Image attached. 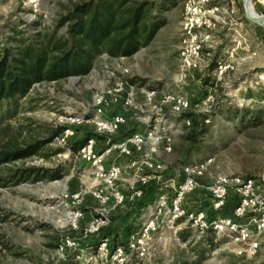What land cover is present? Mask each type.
<instances>
[{"label": "rangeland", "instance_id": "1", "mask_svg": "<svg viewBox=\"0 0 264 264\" xmlns=\"http://www.w3.org/2000/svg\"><path fill=\"white\" fill-rule=\"evenodd\" d=\"M84 1L0 0V49H15L21 37L65 35L67 27H58L62 15ZM148 1L164 23L145 48L130 58L103 55L89 74L37 84L21 102L26 111L11 122L18 143L47 140L51 130L65 127L45 146L48 158L25 163L60 179L0 190V264H132L136 258L144 264H264V230L252 221L259 207L236 211L243 181L255 180L248 194L260 196L264 121L237 134L222 119L234 107L264 111V27L246 20L243 0H205L190 14L183 0ZM252 7L264 14L262 6ZM221 64L233 69L219 75ZM181 97L190 105L179 114L174 105ZM117 117L121 123L112 132ZM197 132L193 143L188 136ZM82 140L93 141L92 155L77 150ZM208 159L176 215L172 205L185 167ZM100 167L119 173L99 176ZM218 185L225 187L221 199ZM218 221L222 227L215 229ZM227 222L248 230L246 243H232ZM118 241L129 252L109 258L108 244Z\"/></svg>", "mask_w": 264, "mask_h": 264}, {"label": "trees", "instance_id": "2", "mask_svg": "<svg viewBox=\"0 0 264 264\" xmlns=\"http://www.w3.org/2000/svg\"><path fill=\"white\" fill-rule=\"evenodd\" d=\"M154 8V3L148 0L84 1L62 15L58 27H67L65 35L39 34L36 40L21 37L15 49H0V190L60 179L52 170L25 163L36 157L48 158L45 146L64 134L65 127L51 130L47 140L22 144L18 143L17 134H11V122L26 111L21 102L29 97L35 85L87 75L103 55L111 59L133 57L155 38L164 23L157 22ZM200 134H192L188 139L198 143ZM77 144V150L81 151L86 140ZM108 246L109 258L119 248L129 252L123 241ZM215 248L213 245L211 250ZM132 264L144 263L136 258Z\"/></svg>", "mask_w": 264, "mask_h": 264}, {"label": "built area", "instance_id": "3", "mask_svg": "<svg viewBox=\"0 0 264 264\" xmlns=\"http://www.w3.org/2000/svg\"><path fill=\"white\" fill-rule=\"evenodd\" d=\"M204 3L205 0H183V3L185 5V11L186 13L190 14V13H195L197 8H196V3ZM252 6L253 5H257V6H262L264 8V0H252ZM262 16H264V14H262ZM261 16V17H262ZM209 26V25H208ZM201 24L197 25V28H200ZM187 66L190 69H197L198 64L194 61H189L187 60ZM230 69H233V67L231 66H226L225 64H221L218 68V72L219 75H223L224 73H226L227 71H229ZM176 105H174V111L176 113H179L181 111L187 110L189 109V102L187 100H185L183 97H181L180 99H178L175 103ZM121 123V120L119 117L115 118V121L109 126V130L110 131H114L116 129V127H118V125ZM206 123H209L208 120H206ZM191 120H187V125L191 126ZM143 138V137H142ZM133 139L135 140V142L137 143H142V139L140 137V135H134ZM132 139H128L127 143L131 142ZM92 143L93 141L89 142V144L85 145L83 147V149L87 152H89V155L93 154V148H92ZM167 150H171L170 147L167 148ZM212 163L211 159H208L207 161H200L197 164H189L188 166L185 167V173H186V180L178 186V188L176 189V198L173 201V213H175L176 215L178 213H180V205L182 204V202L185 199V195L194 191L197 187V183H196V178H199L201 175H203L207 169L209 168V165ZM119 173V168H113L110 170H106L105 167H100V169L97 170V174L100 175H106L108 177H117ZM239 181V180H238ZM241 182V181H239ZM255 180H246L243 181L242 183H240V193L243 192V196L244 199L241 201V203L239 204V206L237 207L236 211L240 214H244L248 209L250 208H258L260 210V213L258 216H256L252 221L254 222V225L256 227L259 228V230H264V178L260 183V185L258 186L259 193L260 196L257 200H254L252 196H250L248 194V192L250 191V189H253L254 185H255ZM216 191H215V195L217 198H222L224 197V193H225V187L222 185H218L216 187ZM222 204V202H218V206ZM194 216L191 215V219H193ZM203 220V217L201 216L200 218H195L194 222L195 224L198 226L199 223H201ZM97 225L99 222V220L96 221ZM154 222H151L146 229L147 231H149V228L151 227V225H153ZM223 222H215L214 223V228L218 229L222 227ZM203 226L206 227L205 224H203ZM227 228H229V230L232 233V237H231V241L232 243H246L249 235H248V230L247 229H243L242 227H238L237 225L235 226H231L230 222H227L226 224ZM200 228H203L202 226H200ZM257 245L252 246L250 249H254L256 248ZM122 248H119L118 251L122 252Z\"/></svg>", "mask_w": 264, "mask_h": 264}, {"label": "crops", "instance_id": "4", "mask_svg": "<svg viewBox=\"0 0 264 264\" xmlns=\"http://www.w3.org/2000/svg\"><path fill=\"white\" fill-rule=\"evenodd\" d=\"M222 119L232 123L234 132L237 134H244L249 129L258 128L261 125L262 121H264V111L260 109L256 110L250 107H234L231 110L223 112ZM257 120H259L260 123L257 122ZM227 133H230V130ZM217 248L218 247H216L213 251H215ZM196 254L198 257H200L199 252Z\"/></svg>", "mask_w": 264, "mask_h": 264}, {"label": "water", "instance_id": "5", "mask_svg": "<svg viewBox=\"0 0 264 264\" xmlns=\"http://www.w3.org/2000/svg\"><path fill=\"white\" fill-rule=\"evenodd\" d=\"M243 7L246 20L254 25L264 27V16L260 17L255 14V10L252 7V0H243Z\"/></svg>", "mask_w": 264, "mask_h": 264}]
</instances>
